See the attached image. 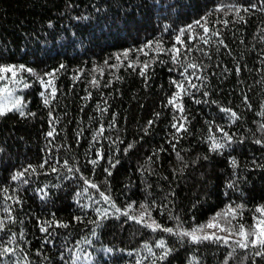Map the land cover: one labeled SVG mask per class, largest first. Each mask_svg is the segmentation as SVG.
I'll list each match as a JSON object with an SVG mask.
<instances>
[{
    "label": "trees",
    "instance_id": "16d2710c",
    "mask_svg": "<svg viewBox=\"0 0 264 264\" xmlns=\"http://www.w3.org/2000/svg\"><path fill=\"white\" fill-rule=\"evenodd\" d=\"M0 66L28 82L25 115H0V264H72L85 243L114 251L96 264H264L178 234L216 219L247 231L264 208V0H0Z\"/></svg>",
    "mask_w": 264,
    "mask_h": 264
},
{
    "label": "snow or ice",
    "instance_id": "6c2138e0",
    "mask_svg": "<svg viewBox=\"0 0 264 264\" xmlns=\"http://www.w3.org/2000/svg\"><path fill=\"white\" fill-rule=\"evenodd\" d=\"M252 7L254 8L255 5H253ZM248 10L249 9H245V11H248ZM236 12H237V15H239V9H236ZM225 23H227V22L225 21ZM197 24L199 25V22H197ZM189 27H191V26H189ZM201 27H203V26L201 25ZM203 31H204V33H208L209 29L207 27H203ZM201 39H204V37H201ZM204 42L207 43V40L205 39ZM177 43H181L179 37H177ZM221 43H223V42L221 41ZM146 47H151V44L146 45ZM140 51H143V49H141ZM171 51L173 53V55H172L173 62H177L178 57L180 55V49L174 47ZM127 55H128V53H124L125 58H127ZM117 59H119V57H117ZM128 66L132 67L131 64H129ZM148 67H149V65L147 63H145L143 65V67L141 68L140 75H142V76L145 75V72H146ZM189 68L194 70L193 71V75H195V70L198 68V66L195 65V64H188L185 67L184 72L181 73V75L186 76L187 73H188V69ZM21 70H25L23 68V66H21ZM26 71L31 72L30 69H27ZM237 71H239V69H237ZM9 74H10V78H12L13 81H15L17 79V77H18L17 69L14 66H0V81H5V83H6L7 79L9 78ZM47 75L51 76L53 74L50 73V74H47ZM196 78L199 79L200 77L197 76ZM41 83H45L46 85L51 86L52 81L51 80H48V81H43L42 80ZM95 83H96V81L93 80V84H95ZM189 83H190V81H189ZM173 84H176V87H177L178 91L168 101V103L170 105H173L175 108H177L182 113L184 111V109H183L182 105L177 103V101L181 98V93L185 91L184 85L183 84H179L176 81H173ZM24 86L28 87L27 84H25ZM190 86L193 87V88L196 87L195 84H191V83H190ZM0 91L8 92V88L5 86L3 89H0ZM45 91H49V88L46 87ZM8 95L12 96L13 93L8 92ZM41 95L44 96V92H42ZM49 95H50L51 98H55V95H56L55 87H51L50 88ZM205 95H207V93H205ZM196 102L199 103V101H196ZM44 104L45 105L49 104V98L48 97H45ZM8 110L9 111L16 110V111L19 112V114L21 116L25 115L24 111L22 110V105L20 104L19 100L16 101V104L13 105L12 109H8ZM4 114H5L4 110L0 109V115H4ZM231 115H232L233 118H238V117H236L235 113H231ZM181 119H186V118L185 117H181ZM151 124H152V121H149V125H151ZM172 127L175 128L177 132L186 131V128L184 127V124H182V123L179 124V125L174 123L172 125ZM103 131H104V129L101 126V128L99 129V134H102ZM218 131L223 132V129H218ZM47 135L49 137L53 136V131H49L47 133ZM224 136L226 137V139L229 142L231 141V137H229L227 133H224ZM257 143H261V141H257ZM130 147H131V145H129V148ZM173 147H175V145H173ZM223 147H224V144L218 142L214 137L212 138V142H211V145H210V150L211 151H214V152L215 151H219ZM97 157H98V159L102 158V156L99 153H97ZM98 159L92 160L91 163L93 165H95L96 163H98ZM45 163H46V161H45ZM232 163H233V166H235V163H236L235 160H233ZM64 165L67 167L68 162L64 161ZM114 166L115 165H113V167ZM41 167H43V165H41ZM53 170L55 171V169H53ZM68 171L71 172V171H73V169L71 167H68ZM77 171H78V169H77ZM106 171H108V170L106 169ZM108 174L111 175V172H108ZM16 178L17 177H13V179H16ZM85 183L89 184L90 187H93V188L97 187V185L91 184L87 180H85ZM101 197H102V199L105 202L111 204V201H110L109 197L105 196L103 193H101ZM112 207H115V205L113 204ZM129 208H131V205L129 206ZM141 208H144V206L141 205ZM97 211H99V210H97ZM116 211L120 212L121 210L120 209H116ZM256 211L261 214L260 218L257 219V223L250 230L246 231L244 229L243 225L240 226L239 231H238V235L241 237V239L239 241H237V245L240 248H242V249H247L249 247L258 248L260 250L257 251L255 254L259 256V255H264V208H258ZM236 212H237V209L229 208L228 210H226L224 215L225 216L231 215L233 218H235ZM146 214H147L146 212H141L139 217H134V216L129 215L128 211H124V212L121 213V215L126 216L127 219L135 220L137 223H143L145 227L151 228L153 231H156L157 229H160V226L158 224H156L155 221H152L151 223L145 222V215ZM147 215H150V214H147ZM107 217H108V211H107V209H105L103 211V213H102V218H107ZM63 226L66 227L67 225H63ZM3 227H4V222L0 221V230H3ZM206 227H208V228H217V227H219V225L218 224L209 223ZM41 230L42 231H46V229H43V228ZM160 230L166 231L168 233H173V229H171V228L160 229ZM220 231H229V234L230 235L232 234L230 229L220 228ZM178 234L180 236H182V237L189 238L193 243H201L202 241H206V240L218 241V240L223 239L222 237L216 236L214 234L204 233V228L203 227L197 228V229H193L191 231H183V232H180ZM224 242L227 243V240L225 239ZM156 247L161 248L163 250V254L161 255L160 259H162V260L165 259L167 257V255H168V250L166 249L164 242L163 241L159 242L156 245ZM10 251H14V250H10V249H7V248L4 249L5 253L10 252Z\"/></svg>",
    "mask_w": 264,
    "mask_h": 264
},
{
    "label": "rangeland",
    "instance_id": "374dc122",
    "mask_svg": "<svg viewBox=\"0 0 264 264\" xmlns=\"http://www.w3.org/2000/svg\"><path fill=\"white\" fill-rule=\"evenodd\" d=\"M17 72H18V77L15 81H13L12 78L7 79L6 83L5 81H0V89H3L5 86L8 88V92L13 93L12 96L8 95V92L0 91V109H3L4 112L9 111L8 109H12L13 105L16 104V101L19 100L21 104V96H22V91L25 89V84L28 85V82L25 80V77L23 76V71L20 70V67H16ZM46 87L50 88L51 86L46 85L45 83L42 84V88L45 89ZM15 111V110H11ZM99 206V205H98ZM99 209L104 211L105 209L102 207H99ZM209 223L213 224H218L219 227L217 228H208L206 227ZM223 222H219L218 219L216 220H211L205 223L203 226L204 228V233L207 234H214L216 236L222 237V241L225 239L228 242L231 241H239L241 237L238 235L239 230L233 229L230 225H224L222 224ZM199 227V228H201ZM220 228H226L231 230V235L229 234V231H220ZM197 229V228H196ZM109 254H114V251L108 247L105 248H99L98 246H93L87 245L85 243L84 245L80 246L75 253L74 258L72 259V264H96L101 258L99 257L100 255L103 256L105 259H109Z\"/></svg>",
    "mask_w": 264,
    "mask_h": 264
}]
</instances>
